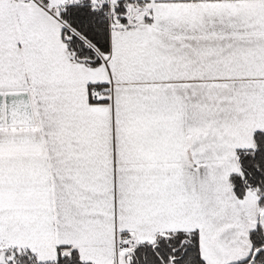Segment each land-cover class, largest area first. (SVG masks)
<instances>
[{"label":"snow or ice","instance_id":"snow-or-ice-1","mask_svg":"<svg viewBox=\"0 0 264 264\" xmlns=\"http://www.w3.org/2000/svg\"><path fill=\"white\" fill-rule=\"evenodd\" d=\"M0 264H264V0H0Z\"/></svg>","mask_w":264,"mask_h":264}]
</instances>
